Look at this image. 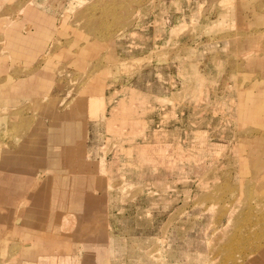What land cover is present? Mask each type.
Here are the masks:
<instances>
[{
    "label": "rangeland",
    "instance_id": "rangeland-1",
    "mask_svg": "<svg viewBox=\"0 0 264 264\" xmlns=\"http://www.w3.org/2000/svg\"><path fill=\"white\" fill-rule=\"evenodd\" d=\"M86 256L264 264V0H0V264Z\"/></svg>",
    "mask_w": 264,
    "mask_h": 264
},
{
    "label": "crops",
    "instance_id": "crops-1",
    "mask_svg": "<svg viewBox=\"0 0 264 264\" xmlns=\"http://www.w3.org/2000/svg\"><path fill=\"white\" fill-rule=\"evenodd\" d=\"M103 100H104V98H103ZM74 113H75V115L76 114L77 115L80 114V112H74ZM79 148L82 149V141L78 143L77 147L71 146V147H65L63 149V152H62L63 153V157L68 160V163H70L69 164L71 166L70 168H73V162H74V158H76V154L82 155V152L81 153L78 152L79 151ZM70 154L72 155L71 157H70ZM102 162H103V160L101 158L100 164ZM36 183H37V180L31 185V188H34L36 186Z\"/></svg>",
    "mask_w": 264,
    "mask_h": 264
},
{
    "label": "bare ground",
    "instance_id": "bare-ground-1",
    "mask_svg": "<svg viewBox=\"0 0 264 264\" xmlns=\"http://www.w3.org/2000/svg\"><path fill=\"white\" fill-rule=\"evenodd\" d=\"M84 264H95V260L93 262V257L86 256Z\"/></svg>",
    "mask_w": 264,
    "mask_h": 264
}]
</instances>
